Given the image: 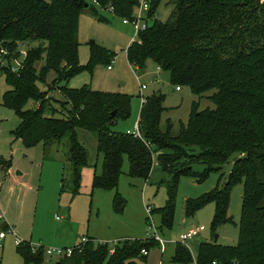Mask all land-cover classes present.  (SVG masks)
<instances>
[{
	"label": "trees",
	"instance_id": "1",
	"mask_svg": "<svg viewBox=\"0 0 264 264\" xmlns=\"http://www.w3.org/2000/svg\"><path fill=\"white\" fill-rule=\"evenodd\" d=\"M140 3L0 0V51L5 52L6 60L0 65V75H5L9 86L2 103L14 109L20 120L13 134L26 147L42 143L45 154L49 147H61L67 141L75 194L80 192L82 170L88 164V151L79 140L80 129L98 137V151L104 157L103 172L94 180L98 188H118L125 158L132 177L148 179L153 165H159L170 176L167 204L157 209L166 227L173 225L181 176L194 175L193 166L204 164L207 168L197 175L204 180L237 154L226 183L195 201L187 200L185 215L191 217L213 201L214 225L230 222L231 192L243 182L239 242L234 246L201 242L197 264H264V0H177L167 22L155 18L158 5L152 2V23L127 49L130 64L145 69L153 60L170 73L174 84L189 86L215 107L201 110L195 101L189 121L175 132L171 120L162 124L165 95H150L142 105L141 137H137L113 128L118 119L131 114V96L87 85L73 88L68 83L85 67L79 60L81 14L91 10L102 22L109 21L105 12L131 18ZM24 44L27 56L22 57ZM92 47L94 56L113 58L105 48L95 43ZM39 62H43L40 68ZM15 63L17 70L13 71ZM52 72L56 78L48 84ZM63 82L60 88L58 84ZM55 88L64 93L63 100L50 95ZM30 101L37 105L27 108ZM10 164L0 156V166ZM64 182L62 177L63 186ZM115 205L118 211L123 206L118 192ZM8 226L0 218V228ZM79 245L82 242L75 248ZM158 245L154 238L126 239L114 246L89 239L81 250L76 248L57 264H139L147 262L149 256L143 250L150 252ZM34 248L28 242L18 245L23 264H44V249ZM191 262V251L180 242L165 264Z\"/></svg>",
	"mask_w": 264,
	"mask_h": 264
},
{
	"label": "rangeland",
	"instance_id": "2",
	"mask_svg": "<svg viewBox=\"0 0 264 264\" xmlns=\"http://www.w3.org/2000/svg\"><path fill=\"white\" fill-rule=\"evenodd\" d=\"M158 5L155 18L167 22L176 9L177 0H147ZM158 2V4H157ZM108 22H102L91 10H85L79 22V60L85 66L68 83L69 87L89 86L93 90L123 93L131 96V114L116 121L113 128L118 132L133 131L138 125L144 98L153 94L165 95L166 120L174 123L177 132L181 123L189 121L195 101L200 109L215 107V104L195 94L189 86L177 85L171 81L168 71L158 68L153 60L145 69L131 65L127 49L137 40L132 23L109 12L103 13ZM147 16L149 13H144ZM150 19L148 23H152ZM93 43L105 48L113 58L99 57L92 53ZM5 52L0 51V65L5 64ZM43 62L37 63L40 68ZM112 68L109 69L108 65ZM56 74L50 73L46 83L52 84ZM146 85L143 89L142 85ZM65 82L58 84L61 88ZM9 89L5 75H0V154L11 160L8 168L0 166V218L13 232L6 231L0 244V264H23L18 244L31 243L44 249V264H57L63 258L49 255L51 248H70L82 241L93 239L96 243L114 246L126 239L146 240L158 235L162 244L151 249L147 262L139 264L169 263L176 246L182 242L197 264L201 242H218L234 246L239 242L240 222L244 200V184L237 183L231 192L229 216L231 221L214 225L216 204L211 201L200 207L191 217H186L187 200H197L215 188L222 187L230 173L237 154L232 155L221 167L212 171L204 180L198 179L207 166L195 164L194 175L180 178L176 199L175 216L171 227L163 226L162 214L157 209L165 207L168 200L170 176L159 165L154 164L148 179L129 175V161L125 158L123 172L117 189L105 190L94 185L96 175L103 172L104 157L98 151V137L94 132L80 129L79 140L88 151V164L82 170L80 192L72 188V164L68 159L67 141L61 147L53 145L44 153L43 145L26 147L16 139L13 131L19 125L14 109L4 105L3 95ZM212 93V92H210ZM50 95L64 99V93L57 88ZM37 105L30 101L27 108ZM65 178V185L62 184ZM72 185V186H71ZM63 187V190H62ZM122 197V208L116 209L115 196ZM153 209L151 214L148 210ZM201 228L200 233L184 242L181 235L191 229Z\"/></svg>",
	"mask_w": 264,
	"mask_h": 264
},
{
	"label": "built area",
	"instance_id": "3",
	"mask_svg": "<svg viewBox=\"0 0 264 264\" xmlns=\"http://www.w3.org/2000/svg\"><path fill=\"white\" fill-rule=\"evenodd\" d=\"M140 4H141L140 7L138 8V10L136 11V13L134 14L133 17L124 18V23H126V24L132 23L134 25L135 31H136V35H137V39L139 38V33L141 31H145L148 28V25H149L148 21L150 20L149 14L147 16H145L144 13H149V11L151 9V4L147 0H141ZM2 52H4V51H2ZM21 56L22 57L27 56V48H26L25 44L22 45ZM16 63L19 64V61H16ZM16 63L13 64V67H12L13 71L17 70V67H16L17 64ZM108 68L111 69L112 66L109 65ZM142 88L145 89L146 85L143 84ZM180 89L181 88L179 86H177V90H180ZM144 102H145V98L143 100V103ZM127 133L133 134V135H135L137 137H141V132H140V129H139V125H137L135 130H133V131L128 130ZM148 210H149V212H151L150 208H148ZM7 230L9 232H13V230L11 228H9V227L7 229H1L0 228V244H1V241L6 237V231ZM200 230H201V228L191 229L188 233H185V234L181 235V240L183 241V243L187 242L188 240L192 239L194 236H197L200 233ZM153 238L155 240L159 241V245L162 244V242H163L162 237H160L158 235H155V236H153ZM88 241H89V239L84 237L81 242L84 245ZM16 242L18 244H21L20 240H17ZM83 245L82 246L79 245L76 248L77 249L79 248L81 250ZM76 248H75V246L74 247H70V248H65V249H63V248H51V249L47 250V253L49 255H51V256L52 255H59V256L63 255V257H69V256H71L74 253ZM34 249H36V247ZM143 254L144 255H148L149 251L144 249L143 250ZM213 264H215V262Z\"/></svg>",
	"mask_w": 264,
	"mask_h": 264
},
{
	"label": "crops",
	"instance_id": "4",
	"mask_svg": "<svg viewBox=\"0 0 264 264\" xmlns=\"http://www.w3.org/2000/svg\"><path fill=\"white\" fill-rule=\"evenodd\" d=\"M158 68H159V67H158ZM180 90H181V89H180ZM139 119H140V116H139ZM138 123H139V120H138ZM127 131H128V130H127ZM41 144H42V143H41ZM42 145H43V144H42ZM43 147H44V146H43ZM43 150H44V148H43ZM44 153H45V151H44ZM0 156L3 157V155H1V154H0ZM5 160H6L7 162H9V161L11 162V160H7V159H5ZM10 166H11V164H10L8 167H10ZM2 167L8 168L7 166H2ZM0 216H1V215H0ZM195 229H196V228H195ZM193 239H194V238H193ZM79 243H80V242H79ZM79 243H78V244H79ZM76 245H77V244H76Z\"/></svg>",
	"mask_w": 264,
	"mask_h": 264
},
{
	"label": "water",
	"instance_id": "5",
	"mask_svg": "<svg viewBox=\"0 0 264 264\" xmlns=\"http://www.w3.org/2000/svg\"><path fill=\"white\" fill-rule=\"evenodd\" d=\"M115 115V112L113 113ZM215 242H218V235L215 237Z\"/></svg>",
	"mask_w": 264,
	"mask_h": 264
}]
</instances>
